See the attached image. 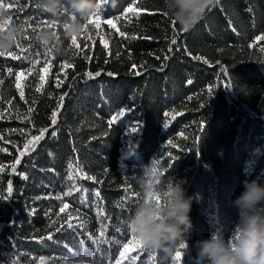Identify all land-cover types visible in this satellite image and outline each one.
Listing matches in <instances>:
<instances>
[{
    "label": "trees",
    "instance_id": "obj_1",
    "mask_svg": "<svg viewBox=\"0 0 264 264\" xmlns=\"http://www.w3.org/2000/svg\"><path fill=\"white\" fill-rule=\"evenodd\" d=\"M97 4L99 27L81 21L73 44L67 11L53 18L38 0H0L23 24L0 56V264H63L84 249L95 253L86 264H196L195 241L215 228L227 238L242 181L264 172V154H252L264 149V0H214L188 31L164 0ZM53 22L63 52L36 39ZM151 158L161 190L182 179L198 196L187 248L130 245L121 257L143 198L134 178Z\"/></svg>",
    "mask_w": 264,
    "mask_h": 264
},
{
    "label": "clouds",
    "instance_id": "obj_2",
    "mask_svg": "<svg viewBox=\"0 0 264 264\" xmlns=\"http://www.w3.org/2000/svg\"><path fill=\"white\" fill-rule=\"evenodd\" d=\"M214 0H164V6L179 26L188 31L204 16ZM39 8L56 18L68 13L62 25L65 38L78 36L82 31L81 21L97 10V0H38ZM55 22L41 30L36 39L47 46L55 43L60 47V38ZM23 31V24L9 21L0 12V51L12 47ZM252 154H264L261 146L252 149ZM151 158L135 176L142 189L143 198L134 208L126 223L141 243L148 248L162 249L171 254L177 242L187 244L192 229L190 217L197 194L188 195L182 179H175L161 190L160 172ZM156 168V171L153 169ZM242 191L232 200L237 209V220L231 234L226 238L222 229L215 228L207 238L195 241L196 264H264V172L242 181ZM158 195L161 197L157 199ZM63 264H86V259L76 254L63 259Z\"/></svg>",
    "mask_w": 264,
    "mask_h": 264
},
{
    "label": "snow or ice",
    "instance_id": "obj_3",
    "mask_svg": "<svg viewBox=\"0 0 264 264\" xmlns=\"http://www.w3.org/2000/svg\"><path fill=\"white\" fill-rule=\"evenodd\" d=\"M139 11H140V9L137 8V7H134V6H129V7L127 8V12H129V13H137V12H139ZM165 14H166V13H165ZM100 19H101V17H100V6H99V4H98V6H97V10H96L91 16L88 17V23H95L96 26L99 27V25H100ZM104 23H107L108 25H111L113 28L116 27V24H115V22H114L112 19L105 20ZM174 23H175V20H173V24H174ZM120 35L123 36L124 33H123V32H120ZM71 39H72L73 44H75V43H76V40H77V36L74 34V35L71 37ZM256 40H257V41L264 40V36H257V37H256ZM173 43H175V41H173ZM104 46L107 47V44L105 43ZM6 54H7V55H11L10 52H7V53H6L5 51H0V56H4V55H6ZM23 76H24V73H23V72L17 74V81H18V83H17L16 86H17L18 88L21 87V85H20V83H19V80H20ZM43 79H44V77L41 76V80H42V81H43ZM20 95H21V97H23V95H24L23 91H21ZM61 99H63V98H61ZM55 115H56V113H53V116H54V117H55ZM124 115H125V112H124L123 110L119 111L118 114H117L116 116H113V117H112V119L110 120L109 123H110V124L115 123L120 117H123ZM53 123H55V120H53ZM132 130H133V131H136L135 128L132 129ZM53 134H54V133H53ZM42 138H43V133H41L40 136L33 137V140L29 141L28 144L25 145V148L27 149V148L29 147V145L33 143V141H39V140L42 139ZM169 143H171V142H169ZM17 163H19V160H17ZM154 163L157 165V167L159 166V160H155ZM156 170H157L156 168L153 169V171H156ZM87 178L90 179V177H87ZM8 193H9V195L12 194V186H11V184H9V186H8ZM71 194H72L71 192L66 193V195H71ZM97 195H99V193H97ZM58 198H59V197H58ZM66 207H67V205H65V208H66ZM61 211L63 212L64 209H61ZM68 227H69V228H72V224H68ZM128 227H129V226H128ZM129 228H130V227H129ZM131 231H132V230H131ZM132 233L134 234V235L132 236V238L129 239L128 242L125 243V244L123 245V249H124V250H122V251L120 252V256H121V257H124V256H125V253H126L127 251H132V250H133V248H131L130 245H134L135 248H142V247L144 246V245L141 243V241L137 238V236L135 235V233H134L133 231H132ZM48 238L51 239V235H50ZM116 243H119V241H116ZM179 247H180L181 250H184V249L187 248V245L181 243ZM96 251H97V252L100 251L99 247L97 248ZM76 255H77L79 258H81V259H90V258H92V257L95 256V253L91 252V251L88 250V249H84V250H81L80 252H78ZM184 255L186 256V252L184 253ZM43 259H44V258H41V261H43ZM175 260H176L177 262L182 261V252H181L180 250H177V251L175 252ZM117 264H120V261H119V260L117 261Z\"/></svg>",
    "mask_w": 264,
    "mask_h": 264
}]
</instances>
